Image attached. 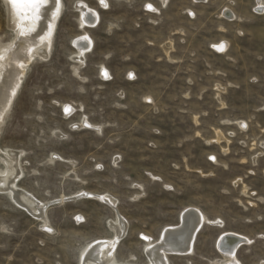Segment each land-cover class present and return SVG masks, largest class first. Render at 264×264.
Listing matches in <instances>:
<instances>
[{
  "label": "rangeland",
  "instance_id": "rangeland-1",
  "mask_svg": "<svg viewBox=\"0 0 264 264\" xmlns=\"http://www.w3.org/2000/svg\"><path fill=\"white\" fill-rule=\"evenodd\" d=\"M102 1L60 0L49 55L25 68L0 123V171L19 153L17 186L47 204L44 225L0 193V264H81L88 244L112 238L116 214V260L147 264L142 237L157 242L189 208L207 222L168 264L223 262L216 243L228 233L249 243L239 264H264V10ZM77 3L96 12L93 27L80 26ZM82 34L91 49L78 64ZM15 39L0 0V45ZM79 193L92 198L70 200Z\"/></svg>",
  "mask_w": 264,
  "mask_h": 264
},
{
  "label": "bare ground",
  "instance_id": "bare-ground-1",
  "mask_svg": "<svg viewBox=\"0 0 264 264\" xmlns=\"http://www.w3.org/2000/svg\"><path fill=\"white\" fill-rule=\"evenodd\" d=\"M98 1L104 6L102 0ZM161 1L162 4H166L164 0ZM3 2L7 12V26L16 37L15 41L8 46L0 45V115L4 116L15 97L12 95L13 90L17 94L22 83L25 68L35 58L47 59L61 3L60 0H3ZM256 5L257 9L263 12L264 3L262 0H256ZM75 9L79 12L81 27H93L97 23L98 15L93 10L81 3H77ZM150 10L151 12L155 11L154 8L149 9V12ZM227 14H230L228 10L223 13V16L226 17ZM233 17L230 15V18ZM73 45L76 48L73 60L79 64L82 62V56L90 51L91 41L87 35L82 34L81 37L75 38ZM102 72V76L106 78L105 72ZM71 113L72 109L69 114L65 115L69 116ZM86 125L88 124L83 120L78 128L87 127ZM96 130L98 131V129ZM219 133L217 141L222 139ZM5 156L9 161H3V171H0V193L7 195L15 205L46 225L47 204L36 201L25 190L17 186V182L21 178V171L18 167L19 153L7 151ZM77 195L74 198H92L85 193ZM74 198L72 200H75ZM96 198L111 207L115 206L114 200L107 195L96 196ZM206 222L205 216L198 210L189 208L183 211L179 224L176 227L165 228L157 242L145 239L144 254L147 264H168L169 255L191 254L194 238ZM108 226L113 233L112 238L88 244L81 257V264H128L118 262L115 258L116 243L126 231L125 221L119 214H116L115 220ZM242 243H248V241L239 235L229 233L221 235L216 247L222 255L223 262L215 264H237L235 252Z\"/></svg>",
  "mask_w": 264,
  "mask_h": 264
},
{
  "label": "snow or ice",
  "instance_id": "snow-or-ice-1",
  "mask_svg": "<svg viewBox=\"0 0 264 264\" xmlns=\"http://www.w3.org/2000/svg\"><path fill=\"white\" fill-rule=\"evenodd\" d=\"M105 7H107V4H105ZM148 7L151 9V5H148ZM222 47V46H221ZM22 66V65H21ZM105 77L107 78V73H105ZM18 87V86H17ZM12 95L13 96H16V91L13 90L12 92ZM65 114H69L71 112V108L66 106L65 109ZM5 121V117L3 115H0V123L4 122ZM86 126H89V125H86ZM103 199V198H102ZM47 231H51V229H46ZM143 239H147V237H142ZM238 264V262H237Z\"/></svg>",
  "mask_w": 264,
  "mask_h": 264
},
{
  "label": "water",
  "instance_id": "water-1",
  "mask_svg": "<svg viewBox=\"0 0 264 264\" xmlns=\"http://www.w3.org/2000/svg\"><path fill=\"white\" fill-rule=\"evenodd\" d=\"M73 199V198H72ZM72 199H70V200H72ZM74 199H78V198H74Z\"/></svg>",
  "mask_w": 264,
  "mask_h": 264
}]
</instances>
